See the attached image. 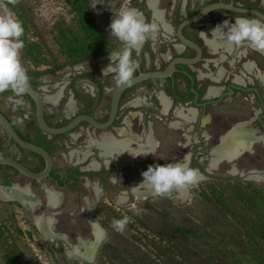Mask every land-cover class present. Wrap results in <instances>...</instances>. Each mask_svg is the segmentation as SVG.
Here are the masks:
<instances>
[{"label": "rangeland", "instance_id": "rangeland-1", "mask_svg": "<svg viewBox=\"0 0 264 264\" xmlns=\"http://www.w3.org/2000/svg\"><path fill=\"white\" fill-rule=\"evenodd\" d=\"M162 1L167 6L169 0ZM71 3L72 0H0V17L11 15L19 20L21 8L24 10L26 25L22 36L31 48L25 51L23 47L19 58L29 80H34L35 88L45 96L55 95L62 88L64 96L58 106L44 102V110L51 123L72 117L82 108L92 110L94 116H104L112 93V89L108 88L115 87L116 82L109 78L111 74L102 75V68L109 64L108 55L85 63H72L67 59L60 32L70 29L79 33L77 16ZM89 3L92 16L101 27L107 25L121 7H125V0H89ZM158 31L164 33L162 28ZM112 39L110 52L122 47L115 37ZM153 68L152 64L150 69ZM81 73H91L99 81L108 79L109 85L103 88L100 100L95 103L96 90L92 84L78 81L75 87L81 93L84 103H77V107L73 105L72 109L66 110L65 103L72 97L70 78ZM161 90L164 89H157L155 94H149L143 89L133 90L122 100L114 126L122 127L123 120L130 113H135L130 118L131 131L137 135L144 133L142 123L146 120L157 146L151 154H147L142 160H134L129 166L117 168L110 164L113 181L108 182V188L111 194L103 197H100V191L96 194L93 190L92 182L87 186L86 180L73 176L72 172L73 157L71 159L69 155L72 150L81 152L90 149L97 152L95 147H87L85 139L93 130L86 123L82 122L70 134L49 136L37 128L33 119V107L26 98L16 93L0 97L1 111L19 127L21 133L27 135L32 142L49 148L48 152L53 154L52 173L59 174L61 178L66 171L69 173L63 185L64 203L54 209L59 212L53 215V232L66 236L67 241L71 245H78L82 253L94 241L90 216L96 220L101 230V237L87 260L83 256H70V246L59 238L53 239L51 247L59 264H220L218 258L216 261L208 258L207 254L211 249L209 245H215L225 252L236 249L241 231L232 218L221 210L212 192L227 198L231 204L237 203L235 194L248 187L264 194V180H259V174L253 171L258 169L256 161L244 155L235 159L237 153L235 156L222 158L223 150L215 137L211 145H217L212 149L214 152L211 151V159L202 154L191 156L192 138L188 137L189 124L186 121L192 115H187L188 110L184 109L181 116L175 114L173 109L162 112L158 99ZM164 93L169 94L168 91ZM7 97L18 100L17 104L6 101ZM136 98H142V103L133 107L130 103ZM110 132L113 133V130ZM73 134L79 136L73 139ZM0 139L6 156L34 166L33 157L21 155L14 145L9 144L7 135L1 129ZM132 146L136 147L137 144ZM185 155L190 157V164H196L191 167L198 169L203 179L184 189L183 194L180 195L176 190L174 194L151 193L147 184L140 183L141 174L148 166L183 162ZM210 165L212 167H208ZM207 168L211 172H207ZM84 173L94 177L96 172L90 168ZM91 179L95 181L92 177ZM13 183L17 186L29 184L32 193L40 197V204L31 213L27 207L37 201H27V204L21 201V204L14 199L0 198V264H56L44 239L32 223L35 215L43 218V213L53 208L46 204L42 187H55L53 179L31 180L13 170H0V187H9ZM143 192L145 195H137ZM119 196L125 197L122 202H117ZM124 217H127L125 228L122 231L115 229L112 226L113 220ZM189 231H194L198 237ZM224 264L231 263L224 260Z\"/></svg>", "mask_w": 264, "mask_h": 264}, {"label": "flooded vegetation", "instance_id": "flooded-vegetation-1", "mask_svg": "<svg viewBox=\"0 0 264 264\" xmlns=\"http://www.w3.org/2000/svg\"><path fill=\"white\" fill-rule=\"evenodd\" d=\"M215 2L226 5L231 4L235 8L251 10L256 13L227 8L211 10L182 29L183 37L199 48V54L192 46H181L176 34L179 23L184 18L194 15L209 3ZM155 6L162 11L163 19L170 26L171 32L167 34L158 31L155 39L147 40L139 48L138 53L136 51L132 52L131 59L137 65L133 75L138 71L161 70L166 66L167 61L178 57L188 59L189 62L175 64L176 70L166 78L148 80L128 88L129 90L125 95L122 94L120 97L119 107L127 93L133 90L143 89L149 94H155L157 89L163 88L169 93L167 95L170 100L169 110L173 109L172 111H174L176 107H181L184 110L194 112L193 116L186 121L189 124L187 129L190 136L188 137L192 138V142L190 141V155L195 154L197 157L198 154H202L203 157L208 159L211 157V150L217 145H211L214 137L219 142L235 126L243 125L246 130L251 132V140L246 148L241 149V152L239 151L235 159H239L243 155L254 159L258 169H253V171L259 174L257 176L260 178L259 180H264V54L250 49L245 44L239 47L228 45L223 41L211 44L210 41L213 37L211 30H206L208 25L215 27L224 20L231 21L237 16L264 19V0H169L167 6L163 5L162 0H156ZM126 7L139 11L147 22L152 21V11L147 5V0H125L124 8ZM122 9L121 7L120 11ZM201 32L205 35H201ZM160 37L163 39H160ZM206 40L209 43H206ZM120 45L122 46L121 43ZM176 47H179L181 51H177ZM152 64L154 68L150 69ZM109 78L114 79V74L109 75ZM72 81L73 78L71 77L69 81L70 91ZM77 82H75V86ZM100 82L106 84L109 80L106 79ZM90 83L96 90L94 101L97 103L96 98L99 89L95 84ZM164 90L159 91V93H164ZM73 99L77 107V103L80 104V102L75 97ZM82 109L77 114L94 116L93 112L88 113L90 110L82 111ZM94 117L99 122H104L107 118V111L104 116ZM66 118L59 121L61 125L67 122ZM144 122L142 123L143 126ZM110 130L114 129L110 128ZM92 133L95 136L101 134L98 130H94ZM92 147L97 149L96 153L93 150L86 149L83 151H87L88 155L84 161L81 163L75 160L71 161L72 166H74L72 172L74 173L73 176L84 179L89 183H96L98 188L96 194L100 191L99 195L103 197L111 194L108 182H112L113 179L109 165L114 163L111 153L101 154L96 146ZM105 158L110 160H105ZM93 165H96V168H93ZM90 168L96 172L94 177L84 173ZM68 176L69 173L66 171L63 178L61 176L58 179L53 176L49 177L63 191L62 204L65 200L64 180L68 179ZM91 220L89 219V222Z\"/></svg>", "mask_w": 264, "mask_h": 264}, {"label": "clouds", "instance_id": "clouds-1", "mask_svg": "<svg viewBox=\"0 0 264 264\" xmlns=\"http://www.w3.org/2000/svg\"><path fill=\"white\" fill-rule=\"evenodd\" d=\"M171 32L170 26L163 20L147 22L143 15L134 8H124L111 18L108 28L111 37H115L122 47L108 53L109 64L102 70V75L114 74L118 84L130 83L137 69L131 59L133 51L149 39H155L160 28ZM24 33L22 23L11 15L0 17V92L12 90L23 94L29 86V78L20 63V50L24 43L20 39ZM201 35H205L201 32ZM215 40L211 43L223 41L228 45L239 47L242 44L250 49L264 54V19L237 16L234 20H224L211 30ZM209 43L208 40L205 41ZM144 153L138 155H147ZM137 156V155H136ZM142 181L156 194L170 191H183L203 179L198 169L190 167V157L185 155L183 162L150 165L142 172ZM95 224V222H90ZM127 223V217L114 219L112 226L122 231ZM70 256L81 257L78 245L70 246Z\"/></svg>", "mask_w": 264, "mask_h": 264}, {"label": "trees", "instance_id": "trees-1", "mask_svg": "<svg viewBox=\"0 0 264 264\" xmlns=\"http://www.w3.org/2000/svg\"><path fill=\"white\" fill-rule=\"evenodd\" d=\"M71 4L72 10L77 16V26L79 33H74L70 29H65L60 32L62 38V48L66 53L67 59L72 63H85L98 60L108 55L112 49L111 40H113V37L102 30V28L94 20L91 13L89 0H72ZM21 10L22 13L19 14V21L22 23L24 28L26 25V17L24 10L22 8ZM23 37L24 36H22L21 40L24 43V49L26 51L31 47L24 41ZM72 78L73 81L71 83V91L74 97L80 103H84V99L81 93L76 89L75 82L79 80H88L95 84L99 89L96 102H98L101 98L103 87L109 85V82H106V84L101 83L91 73H81ZM29 84L35 87L36 82L34 80H29ZM128 90L129 89L123 92V96ZM11 93L15 92L12 90L0 92V97ZM18 95L26 98L32 105V101L27 94L23 93ZM83 110L90 109L83 108L82 111ZM91 112L92 110H90L88 113ZM6 117L8 118V116ZM49 120L50 117L45 113V121L49 126L61 125V122L51 123ZM9 121L23 139L32 142V140L27 135L21 133L19 127L14 124L11 119H9ZM8 142L10 145H14L21 155L25 157L31 156L35 160L33 167L20 159H17L18 161L33 171H40L43 168V160L37 154L17 147L12 140ZM35 144L39 145L38 143ZM1 145L2 141L0 139V157L6 156L2 151ZM45 149L49 151L48 147H45ZM191 166H196V164H190V167ZM0 170H13L14 172H17L9 166H0ZM9 176L10 175H5V177ZM50 176H53L55 179L60 177L59 174L53 173H51ZM212 195H214L221 210L232 218L241 231V239L236 243L235 250L230 249L226 252L216 248L215 245H209L211 249L207 254L208 258L213 261H216L218 258L220 264H224V260L229 261L231 264H264V194L257 192L252 187H248L245 191H238L235 194V200L237 202L235 204H231L227 198L223 197L217 192H212ZM33 229L35 230L34 227ZM189 232L193 236L198 237L194 231ZM199 236L202 237L203 235L199 234Z\"/></svg>", "mask_w": 264, "mask_h": 264}, {"label": "bare ground", "instance_id": "bare-ground-1", "mask_svg": "<svg viewBox=\"0 0 264 264\" xmlns=\"http://www.w3.org/2000/svg\"><path fill=\"white\" fill-rule=\"evenodd\" d=\"M155 4H156V0H147V5L152 11V21L151 22H153L154 18H155L156 21H159L162 19L163 22L165 24H167L166 21L163 19L162 11L157 9ZM108 25L109 24L103 26V28L108 33H110ZM213 28L214 27L208 25L206 27V30H212ZM163 31H164V33H170V32L165 31L164 29H163ZM213 40H215L214 36L212 37L211 41H213ZM211 41H210V43H211ZM211 44H213V43H211ZM176 49H177V51H181V49L179 47H176ZM164 58H166V56H164ZM105 67H103V68L101 67L102 70ZM63 96L64 95H63L62 88L58 89L55 95H52V96L42 95L43 102L52 103L53 105H55V107L60 104ZM158 99H159L160 104L162 106V108H161L162 112L168 111L170 108V100H169L168 96L165 95L163 92H160L158 94ZM9 100L16 102V104L18 102V100L14 99V98H10ZM141 103H142V98H136L130 103V105L133 107H137V106H140ZM73 105H74V103H73L72 97L70 96L65 103V109L70 110L73 108ZM174 112H175V114H177L179 116H181L183 113L181 107H176L174 109ZM134 114L135 113H130L123 120L122 127L114 128L113 133L112 132H103L99 136H93L92 133H88L87 137L85 139V141L89 144V146H96L98 148V151L101 154L111 153L112 154V161L114 163V166L117 168L129 166V165H131V163L134 160L139 159V158L140 159L144 158L146 155H138V154L151 153L155 150V148L157 146V142H156L153 134L151 133V131H149V133L147 135H145L144 133H142L141 135H137L131 131V129H130V126H131L130 118ZM186 114L193 116L194 112L192 110H188V112ZM148 126L150 127L149 123H148ZM71 136L73 137V139H76L79 135L73 134ZM250 140H251V132L249 130H246L243 127V125H241V124L235 126L229 133H227L226 135H224L220 139V146H221L220 148L223 150L222 158H228V157L233 156V155L235 156L236 153L238 154L241 149H244L249 145ZM134 143L137 144L136 147L132 146ZM211 151L214 152V150H211ZM69 155L71 156V158L73 157L72 160H75V161L81 163L87 157L88 152L87 151L79 152L78 150H72ZM105 160H107V159L105 158ZM106 164H107V162H106ZM96 165H93V168H96L95 167ZM208 167H212V165H210ZM86 185L89 186L90 183L86 182ZM42 187H43V190L45 192L46 204L48 206L53 207V208H57L60 204V201H61V194L50 186L43 185ZM16 189H19L20 191H25V192H32L30 189H28V186L26 184L24 186L15 185L12 188L1 186L0 187V198L3 200H12L14 198L19 199L18 196L16 195V192H15ZM93 190L95 192H98V188L96 186V183H93ZM178 192L180 195L183 194V191H178ZM141 194L145 195L144 192L139 193L137 195H141ZM146 194H147V192H146ZM124 198L122 196H119L117 202H122L124 200ZM19 200L27 204V201H25L23 199H19ZM39 204H40V202L37 201V203H34V205L28 206L27 208L32 213L35 211V209L37 208V206ZM29 207L32 208L33 210L29 209ZM45 219H46V217L42 218L40 215H38V216L35 215L33 217V223L36 225L35 227L38 228L37 230H39L41 233H43L47 238H59V239L63 240L66 244H68L69 246H72L67 241L66 236L54 233L53 232V224H52L51 220L50 219L45 220ZM90 222H95V224L90 223L91 228H92V234L94 237V241L91 242L88 246H86L84 251L82 252V256L86 259H90L92 253L94 252L95 243L98 242L99 238L101 237V230H100L97 222L95 220H91Z\"/></svg>", "mask_w": 264, "mask_h": 264}, {"label": "water", "instance_id": "water-1", "mask_svg": "<svg viewBox=\"0 0 264 264\" xmlns=\"http://www.w3.org/2000/svg\"><path fill=\"white\" fill-rule=\"evenodd\" d=\"M224 8L232 9L235 11H246V12L256 13V12L251 11V10H243V9L235 8L231 4L226 5V4L218 3V2L209 3L208 5H206L202 9H200L194 15L184 18L179 23V25L177 26V29H176V34H177V38L181 42L180 45L184 46V47L185 46H192L197 50V52L199 54V48L196 45H194L191 41H189L183 37L182 29L185 26H187L188 24L200 19L202 16H204L206 13H208L211 10L224 9ZM101 28L107 34L110 35V33H108L103 27H101ZM136 52L138 53L139 50ZM188 62H189V60L185 59V58H181V57L174 58L170 61H167L166 66L161 70L156 69V70H149V71H142V72L138 71L135 75H133V78H132L130 83L118 84L116 82L115 87L108 88V89H112V93H111V97H110V101H109V105H108L107 118L104 122H99L92 115L76 114V115H73L72 117H67L66 118L67 122L63 125L49 126L45 121V110H44L43 97L39 93L38 89H36L35 87H33L32 85L29 84L28 88L26 89V91L24 93L27 94L32 101L34 120H35V123L37 125V128L46 135L58 136V135L70 134L76 127H79L82 122L86 123L93 131L98 130V131H100V133L110 132V128H113V129L116 128L113 124H114V121L117 117V111L119 108L120 97L125 90H127L128 88H130L132 86H135V85L141 84L145 81H148V80L166 78V77L170 76L173 71L176 70L175 64L188 63ZM6 91H11V90H6ZM73 103L76 106L74 99H73ZM0 129L3 130L4 133L7 135L8 141L12 140L17 147L37 154L39 157H41V159L43 160V163H44V166L40 171H33L15 158H12L9 156H1L0 157V166H9L12 169H14L15 171H17L18 173L24 175L25 177H27L31 180H45V179L50 177V175L52 173V169H53V154L48 152L44 147L23 139L18 134V132L16 131V129L14 128L12 123L9 121V119L6 117V115L1 110H0ZM149 131H150V127L148 126V122L145 120V122H144V134L147 135L149 133ZM209 159H211V157ZM231 160H232V158H231ZM232 165H233V163H232ZM194 169H196V168H194ZM207 172H211L209 168H207ZM14 185H15V183L11 184L8 188H10V187L12 188ZM26 185L28 186V189H30L29 184H26ZM54 185H55V187H52V188H54L56 191H58L61 194V201H60L59 206L57 207V208H59L62 204V201H63V192H62V189L60 187H58L55 183H54ZM15 192H16V195L18 196L19 199H23L25 201H30V202H36V201L40 202V197L38 195H34L32 192L20 191L19 189H16ZM151 193H154V192L152 191ZM168 193L174 194V190L170 191ZM124 194L127 195V192H124ZM19 199L14 198V200L21 203V201H19ZM57 208H49V211L47 213H43L44 214L43 218H45V217L49 218L53 225L55 222L53 215L59 212V210H54ZM29 209H32V208L29 207ZM89 219L95 220L92 216H90ZM32 223H33V220H32ZM33 225H35V224L33 223ZM36 229H38V228L36 227ZM38 232L42 236V238L44 239L45 245L48 248L49 252L53 255V257L56 261V264H59L55 258L54 252H53L52 247H51V242L55 238H47L39 230H38Z\"/></svg>", "mask_w": 264, "mask_h": 264}, {"label": "built area", "instance_id": "built-area-1", "mask_svg": "<svg viewBox=\"0 0 264 264\" xmlns=\"http://www.w3.org/2000/svg\"><path fill=\"white\" fill-rule=\"evenodd\" d=\"M10 97H7L6 101H9ZM15 110V109H14Z\"/></svg>", "mask_w": 264, "mask_h": 264}, {"label": "crops", "instance_id": "crops-1", "mask_svg": "<svg viewBox=\"0 0 264 264\" xmlns=\"http://www.w3.org/2000/svg\"><path fill=\"white\" fill-rule=\"evenodd\" d=\"M109 23V21L107 22V24Z\"/></svg>", "mask_w": 264, "mask_h": 264}]
</instances>
